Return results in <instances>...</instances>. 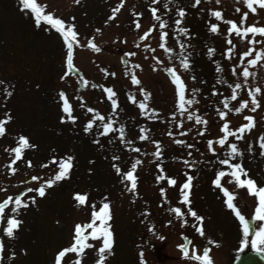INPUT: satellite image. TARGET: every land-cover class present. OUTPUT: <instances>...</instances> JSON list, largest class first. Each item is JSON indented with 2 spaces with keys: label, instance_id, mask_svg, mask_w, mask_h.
<instances>
[{
  "label": "rangeland",
  "instance_id": "1",
  "mask_svg": "<svg viewBox=\"0 0 264 264\" xmlns=\"http://www.w3.org/2000/svg\"><path fill=\"white\" fill-rule=\"evenodd\" d=\"M38 2L46 4V11L53 12L54 16L75 25V30L79 33L77 38L82 42L80 46L85 47V41L92 38L101 51L94 52L90 48L86 51L78 50L76 53V62L81 68V74L82 69L84 70L82 76L85 79L91 77L89 85L83 90L78 82L79 77H66L61 80L60 77L65 71L63 58L66 49L62 37L43 22L37 27L31 13L28 10L21 11L18 0H0V81L5 82L0 84V118H3L5 112L12 117L5 125L6 133L0 136V188L5 189L0 191V201L9 195L14 197L25 188L34 189L43 180L53 176L57 171L56 164L51 162L53 156L74 157V166L68 179L46 189L44 197L36 196L35 192L26 194L36 196V202L19 211L18 218L23 222L15 231V237L13 239L3 237L5 248L0 263L54 264L56 253L71 243L74 225L90 219L91 208L88 205L77 206L73 198L76 192H87L89 204L93 200L98 202L105 195L111 202L110 223L114 233V245L113 254L107 257L105 264H140L141 250L146 264H200L199 261L182 257V252L177 247L185 242L181 233L191 241L190 253L195 246L197 252L202 254L203 247L207 246L210 248L214 264H232L239 248V240L242 238V229L234 213L226 208L224 203L226 197L211 183L215 172L226 166H220L215 156L208 152L206 140L215 141L222 135L220 131L222 121L217 115V109L222 108L220 101L223 96L231 94L228 84L243 83L242 76H233L231 73L232 66L239 63V53L250 47L248 39H253L254 43L251 46L254 49L264 48V37L257 34L253 38L248 34L241 40L235 33L229 37L227 25L212 17L209 9L220 10L225 19L239 23L242 13L247 10L243 0H220L219 4L216 0H201L195 7L194 0H159L161 10L160 14L159 12L157 14L169 20L167 45L176 51H179V47L175 44L171 31L176 13L174 12V16L170 18L167 16V10L173 11L177 7L185 9L183 26L189 28L190 35L181 39L189 45L187 52L190 53L191 59L190 71L180 68L178 61L174 58L170 61L169 54L159 46L155 47L159 40V30L158 22L151 17L150 0H124L122 6L120 0L78 2L38 0ZM165 3L169 4V9L163 8ZM118 6L116 16L109 20L112 9ZM237 7L241 9L240 12H236ZM134 12H141L142 16L135 17ZM73 17L74 20L71 19ZM135 19L140 21L139 29L132 23ZM212 22L218 23V34L209 31ZM153 24L157 27L148 37L140 40L143 32ZM253 24L258 27L264 26V9L258 8L256 14L249 12L244 26ZM96 29L100 31L96 32ZM150 38L152 40H149ZM229 38L236 45L235 55L231 60L223 56L225 48L230 47L226 43ZM256 40L261 43L255 44ZM147 41L148 45L155 44L149 45V50L143 47ZM110 43L115 45H108ZM107 45L114 49L110 51L104 49ZM209 47L215 49L212 58L206 54ZM128 49L136 51V55L129 57L122 53ZM123 56L126 60L131 59L129 61L133 64L141 65V68L135 70L142 82L141 85H132L130 77L124 74L128 65L122 63ZM153 56L163 61V65L157 64L152 59ZM213 60L220 63L222 73L216 72ZM172 65L176 66L189 90L200 89L196 95L199 102L192 107L198 109V113L207 119L206 126L178 115L176 119L183 120V126L176 127L175 120L170 115L174 110V85L170 76L163 70L164 66ZM104 70L109 74H105ZM240 71L241 67H237V73ZM250 71L256 73L255 77H249L248 85L238 90L237 100L230 101V107L238 106L241 99L250 100L247 96L250 87L261 86L264 89V66H261V62H258L257 66H250ZM112 72L115 76L110 75ZM190 75H194L196 79H190ZM220 75H223L228 84L217 82ZM121 79L126 86L128 85L129 92L134 93L138 99H142L139 87L151 93L149 103L159 110L156 114L159 119L149 120L139 114L138 107L126 100L127 95L124 93L122 83L119 82ZM92 83L112 86L116 91L120 103V115L116 119L125 123L126 138L132 141L131 146L121 144L118 136L113 138L111 133L108 137L95 136V126L89 133L83 131L84 124L92 116V113L87 112V107H93L105 115L111 112L110 102L101 93L102 89L92 88ZM5 86L12 90V95L7 99L4 98ZM212 87L217 89L216 96L211 94ZM61 90L69 97L73 115L78 117L75 123L68 121L62 123L60 120L63 113L58 93ZM190 94L186 92V95ZM257 99L260 107L255 112L250 111L249 103L242 113H229L226 119L230 121L229 126L235 128L246 123L243 119L245 115L254 117L255 126L250 132H245L241 141H234L232 137L229 141L238 143L243 152V156L234 162H241L248 170V176L253 178L257 185H264V157L259 154L258 143V138L264 134V92L258 94ZM81 103L85 106L81 107ZM39 119L43 125L51 127L46 131L40 129L37 123ZM141 126L149 130L148 140L137 139ZM202 127L206 130L200 135ZM185 130L186 133L182 135ZM169 131L174 135L171 137L167 135ZM19 135L28 137L36 147L24 150L22 158L12 165L17 171L9 173L8 165L14 154L8 149L16 146ZM96 139L100 141L99 144L93 142ZM176 139L184 140L185 144L174 143ZM152 140H159L163 145L161 149L163 156L159 160L153 156L156 146ZM249 143L253 149L251 152L247 151ZM188 144L194 147L188 148ZM137 147L141 149L139 153L132 150ZM214 147L217 148L216 155L223 158L224 149L215 143ZM189 152L192 153L191 157L188 156ZM113 155H119L120 160L113 161L111 159ZM134 159H140L142 163L137 166L135 173L138 177L137 197L133 201L132 194L125 191L124 184L111 165L118 163L122 171H126ZM185 159L190 162L194 160L196 163L192 168H188L184 164ZM28 160L32 162L31 167L27 164ZM157 162L162 164L167 176L176 179V185L169 186L166 180H162L160 184L156 183V176L159 175ZM42 164H47V167H41ZM186 172L193 176L189 198L192 201L191 207L204 217V237L195 232L193 218L187 216L186 212L188 224L181 227L180 219L168 210L171 206H179L185 211L179 201V185L185 181ZM33 175L41 179L30 180ZM228 179L222 178L221 183L236 193L234 202L238 204L245 218H251L257 203L256 198L249 195L246 188H236L234 182L228 183ZM160 187L165 188L168 202H162ZM10 207L11 204L5 209V220L10 214ZM145 208L149 209L150 215H144ZM169 220L172 221L171 224L167 223ZM260 223L262 222L255 221L256 227ZM149 224L154 226L155 233L147 230ZM3 226L4 223L0 222V228ZM157 233L164 239H159ZM210 240L217 243L213 244ZM88 243H92L93 248L84 250L81 264H95L98 258L95 253L98 242L89 239ZM250 249L249 244L243 251ZM12 252H15L14 257L11 256ZM68 258L74 260V254H66V257L62 258V264Z\"/></svg>",
  "mask_w": 264,
  "mask_h": 264
},
{
  "label": "snow or ice",
  "instance_id": "2",
  "mask_svg": "<svg viewBox=\"0 0 264 264\" xmlns=\"http://www.w3.org/2000/svg\"><path fill=\"white\" fill-rule=\"evenodd\" d=\"M78 2V0H76ZM124 0H120V6H122ZM201 0H194L193 7L199 5ZM216 3L219 4L220 0H216ZM243 3L246 7V11H244L240 17L239 23L231 19H225L222 16V12L220 10L209 9V14L212 17H215L217 21H223L225 25H227V35L230 37L233 33L238 36L241 40H244L248 34H251L254 38L257 34L264 35V26L258 27L256 25H245V19L248 17L249 12L252 14H256L259 9H264V0H243ZM18 6L23 10H28L33 19L34 23L37 27L41 26L42 22L46 26H50V29L56 30L62 37L63 43L66 48V57H65V71L63 75H61L60 79L64 80L65 77H68L70 74H75L79 77L80 86L84 87L89 85V81L85 79L82 75L79 74L78 69L75 68L73 63L74 58V45L80 46V41L77 39L79 33L75 30V25L71 22H66L62 18L54 16L53 12L46 11L47 5L41 4L38 0H18ZM151 17L154 21L158 22V30H159V48L163 49V51L169 54V60L175 59L178 61L179 67L190 71L191 70V59L190 53L187 52V48L189 45L181 39V37H188L190 35L189 28L183 26V20L186 15L185 9L183 7H177L175 9L176 18L173 20V27L171 29L174 37L175 44L178 45L179 51H176L173 47L167 45V40L169 39V32L167 30L169 20L162 18L161 15L157 14L160 11L159 8V0H150L149 4ZM164 9H169V4L165 3L163 5ZM119 11V6L117 8L112 9L111 15L108 17L109 20L114 18ZM241 9L239 7L236 8V12H240ZM135 17L142 16L141 12H134ZM74 20V17L71 18ZM108 21L106 20L105 23ZM135 28H140L139 19H135L132 21ZM157 25L153 24L143 32V34L139 37L140 40H144L149 36L154 28ZM96 32H99L100 29H96ZM209 31L214 34L219 33V25L218 23L212 22L209 26ZM226 43L230 45V47L225 48L223 52V56L229 60L232 59V56L235 55L234 49L236 45L233 43L232 39H227ZM253 39H248V44L250 47L241 53H239V63L233 65L231 68V73L233 76H242L243 83L234 82L233 84H228V81L224 79L223 75L218 77L217 82L228 84V87L231 89V94L229 96H223L220 103L222 104V108L217 109V115L222 121L220 131L222 135L215 139H207L206 147L208 152L212 153L215 156L217 163L221 167L219 170L215 172L214 179H212V185L216 186L219 191L223 193V196L226 197L224 203L227 209H230L232 213H234L235 218L238 220L239 225L242 229V238L239 240V248L236 250V260L240 262V264H244L247 260V256L242 257L240 253L244 250L246 245L251 246V249L254 253L259 255L262 259H264V185H257V182L248 176V170L243 167L241 162H234L237 158L243 156V152L241 148L238 146L236 142H230L229 138L232 137L234 141H241L244 138L245 132H250L254 125V117L252 115H245L243 119L246 123L239 125V127L231 128L230 121L226 119L229 113H242L244 109H246L251 104L250 111L255 112L257 108L260 107V102L257 99L258 94L264 92L261 86L250 87L247 92V96L249 99H241L238 101V106L230 107V101H236L239 95L238 90L242 89L248 85L249 77H255L256 73L250 71V66H257L258 62H261V66H264V48H253ZM261 41L256 40L255 44H260ZM87 46L90 47L94 52H100L101 49L97 46L92 38H89L87 41ZM145 50H149V45H143ZM155 51V49H151ZM215 49L213 47L207 48V56L212 58L214 55ZM254 52V55H253ZM135 52H128L126 56H135ZM248 59L245 61V58ZM153 60L156 61L157 64L163 65V61H160L158 57L153 56ZM122 63L128 65L125 69V75L130 77V81L132 85H141V80L135 73V70L141 68L140 64H133L131 61L126 60L124 57L121 58ZM216 68L217 73H222L223 68L220 63L216 60L212 61ZM237 67H241V71L237 73ZM155 70V66H154ZM163 70L170 76L171 83L174 85V110L170 113L171 117L175 120L176 127L182 128L183 120L176 119L179 115L180 117H185L189 121H195L200 125H207V119L203 118L199 113L198 109H193V105L198 103L199 101L196 99V95L199 94V88L188 89V86L184 82L183 77L177 71L175 65L172 66H164ZM105 74L107 70H104ZM111 76H115V73H110ZM190 79L195 80L196 77L194 75H190ZM4 81H0V84H4ZM92 88H100L103 91V94L106 95L107 100L110 102L111 112L107 115L101 114L100 111L96 110L93 107H87V112L92 113L90 119H87L86 123L83 126V131L85 133H89L93 130L95 126V136L97 137H108L109 134H113V138L118 136L119 142L125 146H131L132 141L126 138V125L123 122H119L116 118L120 115L119 108L120 103L117 96L116 91H114L112 86H105L104 84H91ZM186 92H190V95H186ZM139 93L142 99H138L137 96L129 92L127 94V100L132 102L138 107L139 114L143 117H147L149 120L159 119L156 114L158 113V109L150 106L151 93L148 92L145 88L139 87ZM4 98L7 99L12 95V90L5 86L4 88ZM211 94L213 96L217 95V89L212 87ZM59 101H61L60 107L63 115L60 116L61 122H72L75 123L77 120V116L73 115V107L69 100V97L66 93L61 90L58 93ZM81 101L83 97L80 98ZM81 107L85 105L81 103ZM12 119L11 115L7 112L4 113L3 118H0V136H3L6 133V123ZM98 121V123H97ZM205 128L202 127L200 129V135H203L205 132ZM148 129L146 127H139V134L137 139L144 141L148 140ZM181 133L182 135L186 133ZM170 137L174 134L169 131L167 133ZM94 143L99 144L100 141L98 139L93 141ZM156 147L153 156L159 160L163 156L162 147L163 145L159 140L151 141ZM176 144L183 145L185 144L184 140L176 139L173 141ZM111 143V141H109ZM214 143L218 144L224 149L223 158L217 156V148L214 147ZM260 155L264 157V134L260 138H258ZM188 148H193L194 145L188 144ZM36 145L31 143L25 135H19L17 138V144L15 147L8 149L10 153L14 154L13 159L10 161L8 165L9 173H15L17 171L16 168L12 167L16 161L20 160L23 156V152L28 148H35ZM136 153H139L141 149L139 147L132 149ZM252 145L251 143L247 146V151L251 152ZM192 153L189 152L188 156L191 157ZM113 161H119V155H113L111 157ZM74 157L72 155H65L62 157L51 158V162L56 164L57 171L48 179L43 180L38 187L36 188H25L19 194L14 197L9 195L3 201H0V222L4 223V226L0 228V256L4 252L5 244L3 237L6 236L9 239H13L15 237V231L18 230L19 226L22 224V220L18 218L19 211L21 209H26L30 204H35L36 196L44 197L46 195V189L51 188L56 183L66 180L70 176V171L73 168ZM142 161L140 159H134L130 164V168L126 171H122L121 167L118 163H113L111 167L115 170V173L120 177L121 183L124 184V189L127 192L132 194L133 201L137 197V180L138 177L135 175L137 166L140 165ZM195 161H189L187 159L184 160V164L187 165L188 168H192L195 165ZM29 167L32 166L31 160L27 161ZM41 167H47V164H42ZM157 169H159V175L156 176V183L160 184L162 180H166L167 185L172 186L176 185L177 181L171 176H167L165 173L164 167L160 162L156 164ZM186 179L183 183L179 185V201L184 206L185 211H182V208L179 206H171L169 207V212L173 213L175 217L180 219L181 227L188 224V220L185 218V212L187 216L193 218V227L195 232L198 233L201 237L205 236L203 221L204 217L199 215L197 211L191 207L192 201L190 200V189L191 182L193 180V176L189 173H185ZM243 177V178H242ZM222 178H229L228 183L235 184L236 188H246L249 195H253L256 200V206L254 210V214L251 217V220L246 219L245 215L242 214V211L237 203L234 202L236 193L230 191L228 187L224 186L221 183ZM41 178L39 176L33 175L30 177L32 181H38ZM23 183V182H21ZM5 189L0 188V191H4ZM28 192H35L36 196H27ZM159 192L162 197V202H168V198L165 196V188L160 187ZM88 193H79L76 192L73 194L74 201L77 206H85L88 205L91 208L90 219L87 222L80 223L77 222L73 227V236L71 243L63 247L59 250L54 257V264H62V258L66 257V254H74V260L72 258H68L64 261V264H81V258L84 254L85 249H92L93 244L88 243L89 239L93 242H98V247L95 248V253L97 255V259L95 260V264H105L107 257H110L113 254V245H114V233L112 230V224L110 221L112 220V211H111V202L107 199V195L100 198L97 202L95 200L91 201L90 204L88 202ZM11 204L10 214L7 215L5 220V209ZM99 205V206H98ZM144 215H150L149 209H144ZM251 221H260L262 223L259 224L258 227H253ZM167 223L171 224L172 221L169 220ZM149 232L155 233V228L153 225L149 224L148 229ZM251 234V237H250ZM159 239L163 240L164 237L159 235ZM181 236L184 239V243L177 245V247L182 252V257L186 259H192L195 261H199L200 264H214L211 256H210V248L205 246L203 247L202 254L198 253L195 246L192 247L191 253L189 250V244L191 241L187 236H184L181 233ZM211 243L216 244L215 240H210ZM11 256H15V252L11 253ZM140 264H146L144 259L143 250L139 253Z\"/></svg>",
  "mask_w": 264,
  "mask_h": 264
},
{
  "label": "water",
  "instance_id": "3",
  "mask_svg": "<svg viewBox=\"0 0 264 264\" xmlns=\"http://www.w3.org/2000/svg\"><path fill=\"white\" fill-rule=\"evenodd\" d=\"M251 224L253 226L252 221H251ZM241 256L242 257L247 256V260L244 262V264H264V259H262L256 253H246V254H242ZM235 264H240V262L236 260Z\"/></svg>",
  "mask_w": 264,
  "mask_h": 264
}]
</instances>
